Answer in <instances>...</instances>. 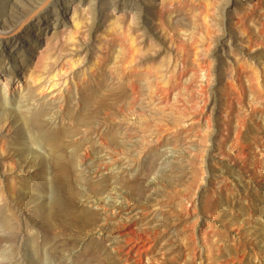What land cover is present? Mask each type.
I'll return each mask as SVG.
<instances>
[{"label": "rangeland", "instance_id": "1", "mask_svg": "<svg viewBox=\"0 0 264 264\" xmlns=\"http://www.w3.org/2000/svg\"><path fill=\"white\" fill-rule=\"evenodd\" d=\"M113 1L0 0V28L22 21L9 40L0 35V264H129L117 249L122 220L138 231L159 227L157 254L175 264H220L237 254L243 258L234 264H264V110L232 147L235 107L248 112L257 97L264 108V33L254 16L246 15L244 35L218 15L224 6L234 19L236 11H262L264 0ZM38 17L49 20L44 32L34 29ZM208 35L220 38L219 49L217 40L211 45L217 77L210 81L195 52ZM240 51L254 57L260 86L247 89L243 76L244 90L229 93L242 101L231 108L225 68ZM176 57L187 86L178 102L167 80ZM203 84L214 101L211 144L204 121L187 117ZM167 95L178 106L159 102ZM242 149L244 162L234 157ZM142 258L150 263L147 253Z\"/></svg>", "mask_w": 264, "mask_h": 264}, {"label": "bare ground", "instance_id": "2", "mask_svg": "<svg viewBox=\"0 0 264 264\" xmlns=\"http://www.w3.org/2000/svg\"><path fill=\"white\" fill-rule=\"evenodd\" d=\"M171 1L168 2V5L170 7H171V4H169V3ZM179 1H178V3H181ZM230 1L231 0H226V3H227L226 5H228L230 3ZM120 2H121V0H114L113 1V7H119L118 5L120 4ZM176 7L179 8V6H176ZM178 8H177V10H178ZM225 8H226V6L221 7L220 8V12L218 14L219 18L222 21V24L224 23L225 20L232 21L233 22L232 25L238 29L240 34L241 33L244 34L245 30H243V26L245 25V22H247V21L244 20L246 15H248L249 17L250 16L251 17L254 16V18H256V22H257L256 23L257 24L256 27H258V31L260 30L262 33H264V10H262V11H259L257 9L256 10H251L250 12L248 11V13L244 14V15H241V12L239 13V12L236 11V16L235 17H237V18L234 19V18L231 17V12L227 11ZM250 8L253 9V7H250ZM150 9H152V8H150ZM173 9H176V8H173ZM57 11H59V10H57ZM57 11L54 12V14L56 16V18L53 20L54 24H56L57 16H59V12L57 13ZM212 11L216 12L214 10H212ZM153 14H154V10L151 12V18H153ZM251 20H252V18H251ZM177 22H178V20H177ZM21 24H22V21L18 22L17 24H14V26H12V25L9 26L8 28H5V27L3 29L0 28V35L1 34L4 35L3 37H6L9 40V37L11 38L10 35L12 34V32L16 28H18ZM49 26H50L49 25V20L48 19L47 20L46 19H42L41 17H38L36 23H34V27H35L34 29L39 31V32H41V31L44 32ZM260 31L258 32V34L260 33ZM221 34H222L221 35L222 39L226 40L227 43L229 41L232 42L233 37H232V35H231V33L229 31H226L223 28V32ZM12 36H13V34H12ZM212 36L208 35V37L206 39V45H203V43H201V42L198 43V44H195L196 47L198 46V48H197V50L195 52L198 55L205 57L204 60L202 59L203 61L199 62L200 63L199 66H200V70H202V71L205 70L206 71L207 81H210L211 79H215V77H217V76H215L216 59L214 58L215 56H213L214 54L211 53L212 52L211 45L213 43V39L217 40L216 44H214L215 45L214 47H215V49H217V48L219 49V47H218L219 45L218 44H219V41H220L219 39L220 38L219 39H217L218 37L212 38ZM250 38H251V36H250ZM246 40H249V39L247 38ZM249 41H248V44L250 43ZM16 42H17V40L15 38V39L12 40L11 43H16ZM217 42H218V44H217ZM251 42H252V40H251ZM249 46H250V44H249ZM251 46H250V49H251ZM179 49L181 50V48H179ZM221 49H222V51L223 50L225 51L224 47L221 48ZM174 50H175V48H174ZM244 53H245V51H243V53L241 51L239 53H237L238 57L235 59L234 63L233 62H226V68H225V74L226 75H225V80H224V94L226 96V99L228 97V99L225 100V101H226V103L228 105H232V106H230L231 108L233 107L234 104L238 105L242 101L241 99L230 98L229 97V93H230L232 88L238 89L239 91L244 90L243 83H241V78L243 76L246 77V80L248 81L247 89L253 88L255 86L259 88V86H260V82H259L260 71L258 70V68L253 63L254 62V59H253L254 57L251 56V57L247 58L246 54H244ZM178 58L179 57H176V61H175L172 73L167 78L168 83L170 81L171 88L172 89H177L176 97H175V100L177 102L179 101V97L181 95V89L182 88L187 89V86L182 82V78H183V76L185 74V71H186V66L184 64V61L183 60L179 61ZM226 58H227V56H226ZM179 62L183 64L181 69H177V66H178ZM224 63H225V61H224ZM14 70H16V64L15 63H13L12 69L10 68V70H9L10 72L8 73V75H11L12 77H14L15 76L14 75ZM151 76L153 77V73L151 71L147 70V88H151V81H149V78ZM172 79L175 80V81L178 80V83H177V81L175 83H172L171 82ZM128 83L133 88V83H131V82H128ZM209 87H210L209 85H207V84L204 85L203 84V86L201 87L202 88L201 93H199L197 95L198 98H195V100H194L195 103L193 102L197 106L193 105V106L196 107L193 110L190 107L191 109L188 110V116L187 117L192 118L191 120L192 121H196V122L204 121V123H203V126H204V138H205V140H206V142L208 144H211V142L213 141L212 131H213V127H214V121L212 119V108L214 106V101H213V95L209 91ZM159 99H160L159 102L162 103L164 106H178L177 103H174V102L170 101L168 95L165 96V97H160ZM261 103H262V99L261 98L254 97L253 101L250 103V108H249L248 112H246V111L244 112L242 106H236L235 107L236 119L238 121L239 129H238L237 134H236V136L234 137V140H233L232 147L234 149L239 146L240 142H242V133H243L242 127H246L248 121H253L255 119V117L259 113H262V110H264V108L262 107L263 105H261ZM36 117H37V113H36ZM219 146H222V144H219ZM241 148H242V145H241ZM256 154L257 153H254V155H253L254 156V160H252L253 161L252 163L254 164L253 165L254 167L259 165V159L257 158L258 156ZM234 157L237 158V159H240L242 162H244V158L247 157V154L242 149V150H238L237 152H235V156ZM151 158H149V159H151ZM235 158L232 159V160L235 161ZM202 161H203V159H202ZM64 167H66V165ZM200 167H201V170H202V172L200 174L201 181H204V183H206L207 181L209 182L210 177L204 175L205 171H208V174L210 175V170H209V167H208L207 163H205V161H203L201 163ZM222 189H223V186L217 188V190L215 191V194H221L222 193ZM185 211L188 214H190V215L193 212L196 211V197L192 198L191 206L190 207L186 206L185 207ZM130 218H132V217H130ZM135 224H136V222H133V221L129 222L128 220H126V221H124V220L117 221V223H115V225H116L115 228L117 230L116 231L117 234L122 236L123 240H124L123 244L119 245L117 247V249H119L121 252L124 253L125 258L128 261V263L129 264H143L142 254L143 253H147V255L149 257H151L149 264H175L176 260H175L174 256L173 257L172 256H166L164 258H159L160 256L157 254L156 245L160 241L159 237L161 235H163L162 230L159 227H157V226L150 225V224L147 223V230L143 229V230L138 231V230L135 229ZM195 225H196V222H193L192 225H191L192 229H193V231H192L193 233H194ZM223 244H224V238L222 237V235H220L218 240L214 244V246H217V248L219 250V253L221 252V249L225 247V246L223 247ZM197 248L198 247L193 246L194 252L199 256L198 258L202 259L201 253H199ZM207 249H210V244H208V248ZM162 253H164V252H162ZM242 258L243 257H241V256H239V254H237L235 257L231 256V257H228L227 259H224L223 262L221 260L220 261L218 260V262L220 264H234L236 261L237 262L241 261ZM208 260H209V258H208ZM208 264H214V260L212 262H208Z\"/></svg>", "mask_w": 264, "mask_h": 264}]
</instances>
